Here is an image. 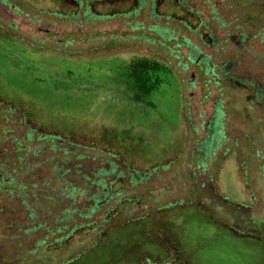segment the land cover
Listing matches in <instances>:
<instances>
[{
    "label": "trees",
    "instance_id": "16d2710c",
    "mask_svg": "<svg viewBox=\"0 0 264 264\" xmlns=\"http://www.w3.org/2000/svg\"><path fill=\"white\" fill-rule=\"evenodd\" d=\"M15 1L1 0L20 12L25 4ZM53 1L55 6L48 13L74 22L78 28L112 20L127 28L128 32L109 37L73 31L52 52L68 60L133 53L137 56L128 74L140 96H149L156 88L159 70L173 72L169 60L159 52L177 60L183 47L187 52L178 62L182 68L192 64L201 79L206 77L216 85L222 81L241 83L251 104L257 103V96L264 97V89L253 79H237L213 61L223 55L222 44L229 42L231 32L237 33L240 43L255 40L264 45V0ZM230 8L232 16L222 14ZM214 25L227 26L223 40L213 36ZM0 28L9 34L12 25ZM13 39L25 43L18 36ZM74 42L81 47L75 48ZM148 46L155 50L137 51ZM35 47L41 54L46 52L42 40L27 48ZM209 48L214 49L207 52ZM217 50L221 53L215 56ZM202 83L206 84L205 79ZM188 85H194L193 77ZM219 115L222 117V112ZM188 120L189 116L184 117L183 123L192 133L195 128ZM213 120L207 125L210 137L206 141L215 155L218 139ZM103 129L96 132L64 121L44 126L29 102L0 88V264H82L118 230L147 226L155 220L164 223L171 216H187L191 211L207 213L202 203L199 207L192 200L188 204L161 203L174 192L161 174L175 166L172 162L176 164L188 151L184 167L188 177L183 185L192 184L195 193L194 187H199L190 179L193 169L206 171L212 160L203 157L202 150L194 153L187 147L190 132L183 134L176 153L164 154L127 132ZM205 160L208 163L202 162ZM172 243L178 264H189L184 250ZM167 261L156 263L142 256L139 264H170Z\"/></svg>",
    "mask_w": 264,
    "mask_h": 264
},
{
    "label": "rangeland",
    "instance_id": "374dc122",
    "mask_svg": "<svg viewBox=\"0 0 264 264\" xmlns=\"http://www.w3.org/2000/svg\"><path fill=\"white\" fill-rule=\"evenodd\" d=\"M23 3L25 7L17 12L0 0V26L9 29L12 25L9 34L0 28V88L29 102L41 124L64 121L96 132L103 128L127 132L149 149L165 154L179 150L183 134L190 132L183 123L189 116L195 131L187 136V147L194 153L202 150L203 157L212 159L206 171L193 169L190 179L199 187H194L195 193L192 184L183 185L188 177L184 168L188 151L176 164L172 162L175 166L161 172L174 189L162 204L192 200L209 215L191 211L187 216H171L164 223L155 220L147 226L118 230L82 264H139L142 256L156 263L178 264L172 241L184 250L189 264H264V110L248 101L242 84L222 81L216 85L206 77L201 79L196 66L182 68L178 62L187 52L182 47V57L177 60L158 51L169 60L173 72L159 70L153 75L158 80L156 88L149 96H140L128 74L137 55L68 60L52 52L73 31L106 37L128 32L119 20L78 28L74 22L48 13L55 6L53 0ZM233 12L230 8L222 14L227 17ZM227 33V26H213L216 39L223 40ZM15 36L25 43L14 40ZM228 36L229 42L222 44L223 55L213 61L235 78L253 79L264 89V45L255 40L240 43L235 32ZM39 40L46 52L27 48L37 46ZM73 45L81 47L79 42ZM150 49L155 50L148 46L137 51L148 53ZM219 53L217 50L215 56ZM189 77L194 79L191 88ZM212 120L218 139L215 155L206 141Z\"/></svg>",
    "mask_w": 264,
    "mask_h": 264
},
{
    "label": "flooded vegetation",
    "instance_id": "af4514ba",
    "mask_svg": "<svg viewBox=\"0 0 264 264\" xmlns=\"http://www.w3.org/2000/svg\"><path fill=\"white\" fill-rule=\"evenodd\" d=\"M256 100V104H258L263 110H264V97H262V99H260V96H257Z\"/></svg>",
    "mask_w": 264,
    "mask_h": 264
}]
</instances>
